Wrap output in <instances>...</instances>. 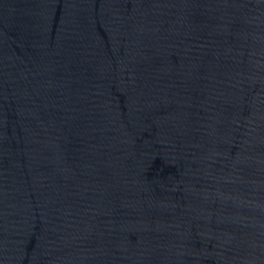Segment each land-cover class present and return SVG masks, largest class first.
Masks as SVG:
<instances>
[{
	"label": "water",
	"instance_id": "obj_1",
	"mask_svg": "<svg viewBox=\"0 0 264 264\" xmlns=\"http://www.w3.org/2000/svg\"><path fill=\"white\" fill-rule=\"evenodd\" d=\"M0 264H264V0H0Z\"/></svg>",
	"mask_w": 264,
	"mask_h": 264
}]
</instances>
